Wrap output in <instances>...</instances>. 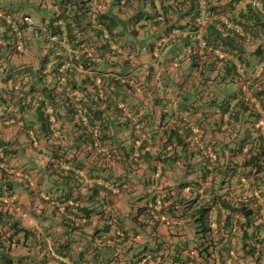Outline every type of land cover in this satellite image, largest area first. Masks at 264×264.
Here are the masks:
<instances>
[{
  "label": "trees",
  "instance_id": "trees-1",
  "mask_svg": "<svg viewBox=\"0 0 264 264\" xmlns=\"http://www.w3.org/2000/svg\"><path fill=\"white\" fill-rule=\"evenodd\" d=\"M7 1L9 6L0 4V121L4 113L11 114L17 136L13 140L0 138V172L2 177H10L4 181L3 190L22 185L13 179L15 175L28 181L36 173L39 185L55 188L46 196L49 206L43 210L44 217L52 219L60 211L68 215L57 222L67 234L75 232H69V227L79 226L77 218L86 221L92 212H98L93 204L79 203L77 196L71 198L73 187L82 178L95 180L107 174L105 177L112 179L110 162L104 173L100 172L103 159L112 157L114 164L112 155L130 146L129 140L121 141L125 139L128 119L119 116L115 106L120 100L125 102L136 84L132 76L136 65L131 62L129 45L127 48L121 42L138 33L129 25L140 23L143 30L150 19L160 25L174 18L165 27V35L160 36L158 54L171 41L169 35L179 20L185 19L199 49L204 41L201 50L216 49L222 55L213 60L212 69L217 73L209 77L222 84L226 94L217 93L207 105L212 113L226 120L217 123L216 128L203 130L199 136L203 142L201 155L197 154L196 159L193 152L187 154L185 149L192 146L199 150L200 145L176 139L184 152L180 163L185 173L161 178V172H155L162 163L173 162L160 160L159 168L150 165L148 168L157 177L142 179L145 189L138 198L126 196L122 186L114 191L111 185L116 183L109 182L108 199L112 201L113 191L124 194L121 200L130 206L118 221L108 222L105 228L106 232L114 231L122 256L109 245L87 258L82 250L69 254L73 248L66 238L52 246V260L60 264H264V0H138L134 13L117 18L99 11L106 0H96L92 5L88 0H52V16L46 19L41 15L37 20L25 8L38 14L46 0ZM115 1V5L125 6L126 1ZM18 2H23L22 7L16 6ZM147 4L159 9L161 17H151L144 10ZM25 16L32 18L34 28L27 27ZM47 34L56 35L59 41L51 42ZM38 39L54 49L52 53H37L34 65L16 67L9 55L2 58L8 52L32 56L33 43ZM154 50L146 48L144 54L156 59ZM256 65H260L259 70ZM22 76L27 80L23 81ZM58 121L70 123L76 137L64 148L53 135ZM191 129L175 128L165 133L180 138L181 132L192 135ZM219 133L222 137L217 138ZM41 142L46 147H39ZM78 147L84 151L83 156L76 152ZM26 148L35 153L34 158L25 155ZM68 151L72 155L68 156ZM160 179L170 180V185L163 187L165 195L161 196L157 189L151 195L147 187ZM60 180L56 187L54 182ZM172 189L176 192L172 193ZM143 197L148 199L137 205ZM62 203L65 206L61 209ZM3 214L0 209V221ZM6 214L8 220L0 224V238H6L7 247L40 241L41 230L36 236L31 228L20 226L12 212L8 210ZM109 215L107 220L112 219ZM50 227L43 230L48 233ZM160 228L165 229L164 234ZM18 233L20 237L15 238ZM148 234L153 235L151 240L146 239ZM129 236L140 239L128 241ZM106 239L109 237L96 244H105ZM6 248H1L0 254L11 262ZM132 248L136 252L130 253Z\"/></svg>",
  "mask_w": 264,
  "mask_h": 264
},
{
  "label": "crops",
  "instance_id": "crops-1",
  "mask_svg": "<svg viewBox=\"0 0 264 264\" xmlns=\"http://www.w3.org/2000/svg\"><path fill=\"white\" fill-rule=\"evenodd\" d=\"M95 1L96 0H88V4L92 5ZM124 1H126L125 6L120 3L115 5V0H106V3L99 7V11L101 14H111L115 18H117V16H129L138 8V0H122V2ZM88 4L85 6H88ZM144 10H147L151 17L158 18L160 16L159 9L150 7L149 4L144 5ZM172 20H174V18H169L167 24L162 23L156 25L155 19H150L143 30L139 26L140 23H131L129 29L137 30L138 33L133 37L124 38L123 41H121L126 47L127 44L129 45L132 55L131 62L133 65H136L134 73H132L134 82H136V84H134L135 88L130 91L131 95L125 99L124 103H122L123 100H120L118 104L117 102L115 104L116 112L119 113V116L122 114L124 119H128V129L126 133H122L123 136L125 135V139L121 141L124 143L129 140L130 146L126 147L128 152L125 150H117V152L112 155V160L115 162L114 164L110 160L112 157H105L103 159L100 172L104 173L105 166L110 162V166H112L113 170V176H110L113 177L112 179L105 177L107 174L102 175V177H97L95 180L82 178L81 181L79 180L80 183L73 187L74 189L71 191L72 194L70 196L71 198L77 196V201L79 203L87 204L88 206L93 204L98 212H92V216L86 221L85 218H77L75 223L79 226H71L68 228L69 232L72 230L75 232L71 234L64 233L62 230L63 227L57 222H59L61 218H67L68 215H64L62 211L59 213L56 212L52 219L46 218L43 215V210L47 209L49 206V204L45 202L46 196L49 195L48 192L55 190V188L50 190V185L44 184L45 182L43 186L39 185L38 175L35 173L34 176H30L28 181H23L18 175H15L13 179L20 183L23 182L21 183L22 185H12L11 189L4 191L3 188L5 186L3 183L10 177H2V173L0 172V209L4 213L1 216L0 224L8 220V215L6 213H8L9 210V212L13 214V219H17L20 226L27 229L31 228L36 232V236L38 231L41 230L42 233L40 241L38 240L39 242L37 244L29 243V241L24 245L12 244L10 246L9 244L7 247L9 242L6 238H0V249L7 247L5 252L8 253V256H12V261L9 262L0 254V264H38L37 262H42V260L50 262L48 264H60L55 263L50 257V255L54 253L52 246H56V242H62L66 238L72 243L73 248L72 252L69 254H77L82 250L86 256L85 258H87L93 256L97 250L109 245L115 253L118 252L120 256H122L118 243H115L117 236L114 231L106 232L105 228L108 222L110 223L113 220L118 221L120 216H123L127 210H130V206L128 203L127 205L123 204L121 199L124 198V194L117 192L115 194L114 191H117L116 189H120L122 186L126 196L136 195L138 198L145 189L142 179L148 177L151 180V178L155 176L153 173L155 171L148 167L150 165H155L156 168H159L158 163L160 160H167L169 163L173 162V164L162 163L161 169L155 172L156 174L161 172V178L185 173L180 163L184 156V152H181L182 148L177 144L176 139L189 141V145H194V143L200 145L199 150L192 146L185 149L187 154L193 152L194 159H196L197 154L198 156L201 155V145L203 142L200 140L199 136L202 134L203 130L216 128L217 123L219 124V122L226 120V117H220L215 111V113H212V108L207 105V102L212 97H215L217 93H223L220 96H223L224 93L226 94L222 84L212 81L211 77H209L217 73L212 67L213 60L217 55H219V57L222 56L218 50H201L202 45L199 49L194 42L195 37L192 36V31L188 25H185L186 20L184 19L179 20L173 34L169 35L171 41H169L158 54L156 53V47L161 41L160 36L165 35V27L168 26ZM179 24L183 26L181 27ZM119 28L120 27L117 26L115 29L119 30ZM199 31L202 33L203 30L200 29ZM146 48L155 49L153 52L157 55L156 59H151L144 54ZM53 49L54 48L46 44L45 41L38 39L33 43L32 51L34 54L32 56H27L28 54L15 56L8 52L7 54H2V58L5 59V57L9 55L10 61H12L16 67L20 66L22 68L24 65H34L35 60H38V57H36L37 53L41 55L46 54V52L52 53ZM27 62L29 64H25ZM257 66L258 65H256V68L259 70L260 65ZM190 67L193 68L191 71L189 69ZM25 74L26 73L23 75ZM22 77L23 81L27 80L26 76ZM262 81H264V79H262ZM247 92L250 94L249 90ZM2 113L3 110L1 111L0 109V115ZM211 114H213V116ZM10 115L9 113H4V117H2L0 121V138L4 140L12 139L15 135L17 136L15 129L16 123ZM117 119L118 118H116V121ZM57 125H59V127L55 128L53 135H56L58 140H61L60 146L64 148L65 144L70 143V140H74L76 137L71 133L72 126L70 123L58 121ZM186 127L192 128L191 130L194 133L191 135L190 132H181L180 138H175L174 135L169 136V129L177 128L181 130ZM262 129L264 133V127ZM165 130H168V132L165 133ZM197 132H199V135ZM18 137L21 140L20 134ZM220 137H222L221 133L218 134L217 138ZM39 147L43 148L46 147V145L44 142H41L39 143ZM81 150L82 149L78 147L76 151L80 153L79 156H83L84 154V151ZM71 152L72 151H68L66 154L68 156L72 155L69 154ZM25 155L31 158L35 157V153L28 148H26ZM79 156H77L78 158L76 157V159H79ZM37 158L35 160H37ZM90 159H93V157L86 160L88 161ZM130 162L138 163L130 166ZM69 164L70 167L73 166L71 162H68V165ZM60 182L61 180L55 181V186L57 187ZM109 182L116 183V185H111ZM109 185L115 188L111 193L112 201L107 197V194H110L108 193ZM168 185H170L169 179H167V181H162L160 179L155 185L150 184L147 190H150L152 195L155 189H157L162 194L161 196H164L166 189L163 187ZM60 191L61 189L57 190V192ZM175 192V189H172V193ZM6 193H11V195L8 196ZM146 199H148V197H143L141 200L138 199L137 205L138 203L143 204ZM70 201L71 200L67 201V203ZM64 206L65 203H62L60 206L61 209ZM110 208H112V211H108ZM108 213L110 214L109 216H112L111 220H107ZM50 224H52V227H50ZM149 224H152V222ZM45 226L51 228L48 229V233L43 230ZM164 227L166 228L165 225ZM113 228L114 227H112L111 230H113ZM164 230L161 229L163 234L165 233ZM19 237L20 233H18L15 238ZM106 237H109V239H106L105 244H101V242L96 244V241L99 239L101 241L102 238ZM151 238H153L152 234L146 235L147 240H151ZM132 239L138 242L140 238L139 236H129L128 241ZM135 250V248H132L130 253L136 252ZM67 263L69 264V262ZM71 263H73L72 260Z\"/></svg>",
  "mask_w": 264,
  "mask_h": 264
},
{
  "label": "rangeland",
  "instance_id": "rangeland-1",
  "mask_svg": "<svg viewBox=\"0 0 264 264\" xmlns=\"http://www.w3.org/2000/svg\"><path fill=\"white\" fill-rule=\"evenodd\" d=\"M11 2L14 3L13 1H11ZM51 2H52V0H46V2H45L46 4H44L43 8L40 9V12L38 14L36 13V11L33 12L28 8H25V9L30 13L31 17L34 20L39 19V17L41 15H43L46 19H49L52 16ZM22 3L18 2V3H16V6L21 5V7H22ZM0 4L4 5V6H9L7 0H0Z\"/></svg>",
  "mask_w": 264,
  "mask_h": 264
},
{
  "label": "built area",
  "instance_id": "built-area-1",
  "mask_svg": "<svg viewBox=\"0 0 264 264\" xmlns=\"http://www.w3.org/2000/svg\"><path fill=\"white\" fill-rule=\"evenodd\" d=\"M254 3V1L252 2ZM24 22L26 23L27 27L32 29L34 28V23H33V20L30 16H25L24 17ZM48 38L51 40V42H58V37L56 35H53V34H47ZM205 43L204 41H201V45L203 46ZM69 62L66 63L67 66H69ZM261 123L264 124V116L261 118Z\"/></svg>",
  "mask_w": 264,
  "mask_h": 264
}]
</instances>
